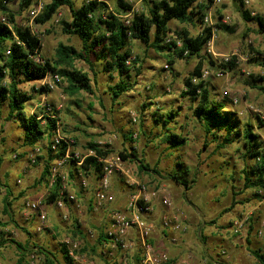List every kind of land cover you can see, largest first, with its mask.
<instances>
[{
  "label": "rangeland",
  "instance_id": "1",
  "mask_svg": "<svg viewBox=\"0 0 264 264\" xmlns=\"http://www.w3.org/2000/svg\"><path fill=\"white\" fill-rule=\"evenodd\" d=\"M88 1L73 0L76 8ZM43 2L46 6L50 0ZM124 2L131 5L136 12H145L148 8L143 0ZM116 3V0L109 3L110 12H115ZM22 4L23 0H11L8 9L15 15L20 27L31 28L41 41L42 57L53 58L62 44L81 50V41L77 37L64 34L63 31L62 22L71 19L68 7H62L50 22L42 25L37 19L31 22L28 16L29 7L25 8ZM262 5L264 0H251L249 10L264 14ZM242 10L239 0H222L221 4L206 13L208 23L171 22L172 33L167 38L170 42L166 44L175 41L177 48L163 53L156 52L140 41H131V65L134 66L135 58L139 59L135 65L137 68L132 72L135 83L133 90L117 102L112 101L108 87L116 84L118 78L110 80L101 73V67L95 65L94 72L86 62L80 60L75 61V67L88 73L92 80L96 79L93 82L94 93L82 92L75 97H69L64 92L66 84L62 83L47 97L50 105L63 103L61 118L64 132L75 138L82 153L89 149L90 143H95L109 146L107 148L114 157L120 156V153L130 156L134 152L137 155L124 161L123 171H115L112 176L111 190L116 197L114 205L122 207L136 193L137 183L147 186L149 190L162 185L168 187L173 207L185 213L188 224V230L177 235V242L170 240L172 235L166 238L161 231L155 234L157 248L166 250L171 257L192 256L194 260H200L204 256L208 258L211 251H220L221 248L218 247L223 243L224 249L231 256L230 261L254 264L256 258L250 250H257L260 245H264V225L263 236L259 237L257 233L264 224V207L259 205V192H264V189L258 192L242 190L245 186L243 172L247 167H252L253 162L246 161L243 157L242 144L217 148L218 143L211 142L212 136L206 135L195 118V104L190 97L182 95L186 91L185 82L194 73L199 58L179 57L183 42L178 39L177 34L187 31L191 37H197L206 27L212 28V45L205 46L202 52L207 60L201 72H209L204 82L213 94L219 96L216 98L218 102L224 97L233 102L232 108L238 113L241 122L251 123L254 132L264 142V93L255 88L264 86V68L260 65L264 56V36L258 33L256 23L243 20ZM42 13L43 11L39 17ZM129 18L131 14L124 16L125 20ZM221 23L234 33L217 28L216 25ZM209 48L219 58H230L232 65L230 62L227 64L224 77L217 76L220 68L212 58L213 54H209ZM257 57L260 58L258 61H252ZM166 64L170 69L164 68ZM19 89L34 98L33 106L28 103L26 107L29 117L32 108L40 103L42 91H35L40 90L38 82L21 83ZM234 100H238V103L235 104ZM43 110L37 107V112L41 113ZM171 112L177 115L170 127H175L176 134L187 140L186 145L179 149L169 147L162 135L164 131L155 121L159 118L158 115ZM8 116V104L3 103L0 106V158L3 159L0 168V241L9 235L25 246L37 244L56 256L55 264H62L61 241L73 238L70 231L75 220L77 221V214L70 210V220L63 222L59 213L50 207L48 225L41 234L36 233V221L27 223L24 220V214L28 211L26 202L42 196L47 197V182L41 180L45 164L43 161L37 165L28 163L25 151L29 148L23 146L24 131L18 120H9ZM205 143L209 144L208 147H205ZM141 162L149 166V171H142ZM68 170L72 173L68 188L78 196L82 208L80 220L83 235L72 240L80 241L81 244H93V241L88 240L86 232L93 230L98 235L99 224L104 223L107 215L104 210L98 213L89 210V201L97 188V178L89 177V185L84 189L73 174L74 167L70 166ZM177 176L181 183L175 179ZM10 194L8 199L12 205L9 215H6L3 212V201ZM246 214H250L251 220L253 219L254 229L249 235L251 245L246 242L247 234L237 237L230 230V224ZM12 232L15 233L14 236ZM2 247L0 256L3 258H0V263L17 264L19 253L16 246L7 244ZM85 254L95 264H103L95 252L88 250ZM28 264L45 262L44 259L34 263L30 260Z\"/></svg>",
  "mask_w": 264,
  "mask_h": 264
},
{
  "label": "trees",
  "instance_id": "2",
  "mask_svg": "<svg viewBox=\"0 0 264 264\" xmlns=\"http://www.w3.org/2000/svg\"><path fill=\"white\" fill-rule=\"evenodd\" d=\"M111 1L113 0H92L84 2L80 8H76L73 0H50V3L46 4L42 15L37 18V22L42 25L46 24L53 19L62 7H68L71 11V19L62 22L64 34L77 37L81 41L82 48L78 50L73 46L59 45L53 58L45 59L42 57L43 63H39L32 58L35 52L42 51L41 41L32 34L29 27H20L17 24L15 15L8 9V6H4L0 1V15L7 17L11 24V28H9L7 25L0 23V106L7 103L9 120L15 119L20 122L24 131V147L33 149L37 145L45 144V142L49 143L55 122L48 120L46 126H42L41 122L30 115L28 117L26 107L28 103L33 106L32 101L34 98L21 91L19 84L38 82L48 73L56 72L62 79L60 85L62 83L66 84L64 92L69 97H75L82 92L93 94V82H96V79L92 80L88 73L75 67V61L80 60L86 62L91 71L95 72L94 67L96 65L101 67V73L107 75L110 80L118 78L116 84L108 87L112 101L117 102L123 95L133 90L135 83L133 82L132 72L133 69L137 68L135 65L138 64L139 59L135 58L134 66L127 63L128 59L133 56L132 50L129 48L131 41H140L158 53L176 49L177 44L175 41L166 44V39L172 33L171 22L192 24L200 21L204 23L206 13L215 6L214 0H143L147 4V11L136 12L124 0H116L115 12H110L109 3ZM30 4V0H23V7L28 8ZM240 4L243 9V20L256 23L258 33L264 36V15L251 16V11L246 9L242 3ZM127 14H131V18L125 20L124 16ZM216 27L234 33L222 23L217 24ZM213 35L212 28L208 27L197 37H191L187 31L177 34L178 39L183 42V47L179 50V57L184 58L185 52L188 51L187 58H199L194 73L185 82L186 91L182 95L183 97H190L195 104L194 116L206 135L212 136L213 140L211 142L218 143L217 148L224 149L235 143L242 144L243 157L246 161L253 162L252 167H247L243 172L245 186L242 190L258 192L264 189V142L254 132V126L251 123L241 122L238 113L232 108L233 102L227 100V97L218 102L216 98L219 96L213 94L209 86L201 80V70L207 60L202 52L213 38ZM17 40L21 44H18ZM8 49H10L9 55L6 53ZM259 59L257 57L252 61L255 62ZM261 59L260 65L264 68V56ZM230 63L232 65V62ZM227 66L223 65L221 67L225 70L228 69ZM194 79L198 81L194 83ZM255 88L264 93L263 85L255 86ZM35 91L41 92V90L36 89ZM176 115L172 112L163 116L158 115L159 118L155 120L157 126L164 131L162 135L171 149L182 148L187 143L184 136L176 134L175 127H170ZM130 139L133 141L132 138ZM208 145V143H205V147H208ZM44 147L47 148V146ZM88 148L94 149L98 156L107 157L112 155L111 150H103L95 143H90ZM119 155L123 161L131 156L137 157L134 152L130 156L126 153H120ZM59 157L60 155L53 156L49 149L47 157L38 158V163L43 161L45 164L41 180L47 182L49 168ZM2 163L3 159L0 158V168ZM141 169L142 171H149V166L141 162ZM82 171L87 178L95 176L98 180L101 165L97 159L88 158ZM70 174L72 173L70 172ZM175 179L178 183H181L178 176ZM255 195L258 196L257 193ZM9 196L11 194L3 201V212L6 215H9V209L12 205L8 199ZM58 197L57 187L48 197V203L55 201ZM252 222L253 219L246 235L248 245H251L249 235L252 234L254 229ZM27 234L30 233L27 231ZM70 234L73 238L83 235L76 220L72 225ZM98 234L99 240L96 244H89L88 242L82 244L83 252L88 250L95 252V249L105 241L104 236L101 233ZM6 244L16 246L19 253L17 264H28L32 254L43 256L45 264H55L56 256L45 247L37 244H30L29 246V243H27L28 246H25L9 235L7 238L2 239L0 247ZM222 244L218 248H224ZM221 251H218V253ZM225 252L228 254L226 249ZM250 252L256 258L257 264H264V254L260 249L250 250ZM61 253L63 255L62 264H74L67 256L66 249L62 245ZM172 258L173 261L176 260V257ZM208 258L213 260V256ZM204 259H207V256H204ZM229 264L234 263L230 261Z\"/></svg>",
  "mask_w": 264,
  "mask_h": 264
},
{
  "label": "built area",
  "instance_id": "3",
  "mask_svg": "<svg viewBox=\"0 0 264 264\" xmlns=\"http://www.w3.org/2000/svg\"><path fill=\"white\" fill-rule=\"evenodd\" d=\"M4 6H8L11 0H0ZM28 16L33 22L37 19L40 13L44 10L45 4L43 0H30ZM90 1V0H89ZM88 1V2H89ZM154 1V0H150ZM215 6L221 4L222 0H214ZM246 9L251 8V0H239ZM251 11V10H250ZM251 15H257V12L251 11ZM264 15V14H263ZM91 17V16H90ZM204 22L208 23V16ZM0 23L11 28L9 20L5 16L0 15ZM31 30V28H30ZM32 32V30H31ZM35 36V34L32 32ZM214 38V35H213ZM213 38L206 45H212ZM169 43L170 39H166ZM18 44H21L17 40ZM179 45L180 42H179ZM220 70L218 77H224L225 71L221 67L230 62L229 57L219 58L211 48L208 49ZM7 55L10 54V49L7 50ZM188 56V51L185 52ZM32 58L43 63L41 52H35ZM132 58H129L127 63H131ZM165 69H170L169 65L164 66ZM249 75V73H248ZM209 76V72L203 70L201 72V80H205ZM61 77L56 72L48 73L44 78L38 81V88L42 91L40 103L33 107L30 116L41 122L42 126H46L48 120L55 122L52 130V135L49 143L40 144L33 149L27 151V159L29 164L37 165L39 157H47L50 149L53 156L60 155L50 166L48 180L46 183V194L35 200L27 201L25 207L27 213L24 214V220L28 222L36 221V233L41 234L45 231L49 220V208L53 207L60 215L63 222L70 220V210L77 214V225L82 227L80 215L82 213L81 204L78 201V196L70 192L68 188L70 172L68 167H74V175L82 188H87L89 185L88 178L85 176L83 165L88 158L97 159L101 165L100 176L97 180V188L95 189L92 204L89 210L92 213H98L104 210L106 220L102 223L97 233L104 236V242L97 248L99 256L108 264H229L230 256L226 254L225 250L213 255V260L209 258L194 260L192 256L182 258L177 256L176 260L168 254L166 250H159L155 244V234L161 231L167 238L170 235L172 242H177V235L183 234L188 230L187 217L185 213L173 207L171 192L167 186L162 185L153 190H149L147 186L137 183V190L132 194L128 201L122 207H113L116 202V197L111 190V180L115 171H123L124 161L120 156L114 157L109 155L107 157L98 156L94 149H88L82 153L78 147L75 138L68 136L64 132V123L61 118V112L64 105L60 102L57 105H50L47 102V97L54 92L61 84ZM198 80L194 79L196 83ZM237 104L238 100H234ZM37 107L43 108V112H37ZM135 121V118H134ZM44 146H47L44 147ZM103 150H108L103 144L98 145ZM49 148V149H48ZM45 167V166H44ZM76 170V172H75ZM20 182V181H19ZM58 187L59 197L51 202H46L50 194ZM259 205L264 207V192H259ZM112 207V208H111ZM251 223L250 214L234 220L231 223L230 230L234 236L246 235ZM261 225L258 230V236H263V227ZM2 232L0 228V233ZM15 233L12 232V236ZM86 236L89 241L95 244L99 240V234L93 230H88ZM13 238V237H12ZM61 245L66 249L67 256L74 264H95L86 258L83 252L82 244L79 241H73L70 238H65L61 241ZM43 256L32 254L30 260H43Z\"/></svg>",
  "mask_w": 264,
  "mask_h": 264
},
{
  "label": "crops",
  "instance_id": "4",
  "mask_svg": "<svg viewBox=\"0 0 264 264\" xmlns=\"http://www.w3.org/2000/svg\"><path fill=\"white\" fill-rule=\"evenodd\" d=\"M262 6L264 7V5H262ZM242 12H243V11H242ZM251 16H252V15H251ZM28 150H29V149H27V150L25 151V152H26V157H27V151H28ZM27 161H28V160H27ZM28 163H29V162H28ZM92 200H93V198H91V200L89 201V202H90V205L92 204ZM115 206H116V207H121V206H118V205H114V207H115ZM33 222H34V221H32V223H33ZM101 224H102V223H101ZM101 224H99V225H101ZM99 225H98V226H99ZM0 243H2V240L0 241ZM96 243H97V242H96ZM96 243H95V244H96ZM6 245H7V244H6ZM6 245H5V246H6ZM219 247H220V246H219ZM1 248H3V247H0V250H2ZM221 249H222V250H225L223 247H222ZM258 249H260L261 252L264 254V245H262V246L260 245ZM0 253H1V252H0ZM95 253L98 254L97 248L95 249ZM212 253H213V254H216V253H218V252H213V251H211V254H209V255H210V256H213ZM228 255H229V254H228ZM97 256H98V258H99L98 260H100L103 264H108V263H106V261L103 259V257L99 256V254H98ZM229 256H230V255H229ZM0 258H3V256H0ZM17 258H18V256H17ZM230 259H231V256H230ZM233 261H234V260H233ZM233 261H232V262H233ZM233 263H234V264H237V263H235V262H233ZM255 263L257 264V261H256ZM255 263H254V264H255ZM0 264H1V263H0ZM241 264H242V263H241Z\"/></svg>",
  "mask_w": 264,
  "mask_h": 264
}]
</instances>
